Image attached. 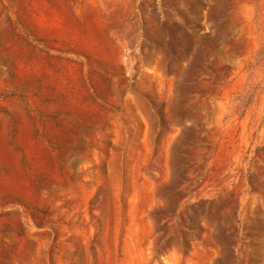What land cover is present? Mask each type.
I'll return each instance as SVG.
<instances>
[{
  "label": "rangeland",
  "instance_id": "374dc122",
  "mask_svg": "<svg viewBox=\"0 0 264 264\" xmlns=\"http://www.w3.org/2000/svg\"><path fill=\"white\" fill-rule=\"evenodd\" d=\"M0 264H264V0H0Z\"/></svg>",
  "mask_w": 264,
  "mask_h": 264
}]
</instances>
